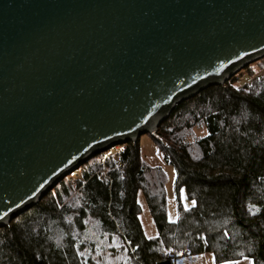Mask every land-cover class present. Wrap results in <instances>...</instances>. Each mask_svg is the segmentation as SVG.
<instances>
[{"label": "water", "instance_id": "1", "mask_svg": "<svg viewBox=\"0 0 264 264\" xmlns=\"http://www.w3.org/2000/svg\"><path fill=\"white\" fill-rule=\"evenodd\" d=\"M264 59V0H0V229Z\"/></svg>", "mask_w": 264, "mask_h": 264}, {"label": "trees", "instance_id": "2", "mask_svg": "<svg viewBox=\"0 0 264 264\" xmlns=\"http://www.w3.org/2000/svg\"><path fill=\"white\" fill-rule=\"evenodd\" d=\"M257 67L264 70V60ZM242 72L178 105L145 135L195 203L179 205L176 222L168 218L167 174L145 163L142 136L98 155L0 229V264H97L81 254L94 247L90 229L119 237L127 264H175L185 252L213 255L216 264H264V79L249 74L242 85ZM140 194L155 239L145 235Z\"/></svg>", "mask_w": 264, "mask_h": 264}, {"label": "rangeland", "instance_id": "3", "mask_svg": "<svg viewBox=\"0 0 264 264\" xmlns=\"http://www.w3.org/2000/svg\"><path fill=\"white\" fill-rule=\"evenodd\" d=\"M251 67L253 68V71L249 74L252 75V77L259 75L264 79V70L257 67V63L252 64ZM249 74H247L246 71H243L241 75H238L242 85L250 82L251 76ZM142 155L145 163L149 166L162 167L165 170L167 174L166 192L168 199V218L170 221L176 222L179 218V205H182L184 209H190L194 206V201L189 199L185 188L178 189L176 187V168L164 160L159 145L147 136L142 140ZM139 203L142 207L140 220L145 235L148 239H155L158 236V230L143 194H140L139 196ZM90 230V232L88 231L89 234L87 232L85 238L90 240L94 247L91 249L92 252L88 249H84V251L81 252L83 256L90 253L97 264H127L126 250L119 237L110 235L98 237L93 231L94 229ZM208 255L215 259L213 255L207 254L206 256Z\"/></svg>", "mask_w": 264, "mask_h": 264}, {"label": "crops", "instance_id": "4", "mask_svg": "<svg viewBox=\"0 0 264 264\" xmlns=\"http://www.w3.org/2000/svg\"><path fill=\"white\" fill-rule=\"evenodd\" d=\"M175 264H216V260L209 255H186L175 260ZM221 264H254L251 259H242L235 262H225Z\"/></svg>", "mask_w": 264, "mask_h": 264}, {"label": "built area", "instance_id": "5", "mask_svg": "<svg viewBox=\"0 0 264 264\" xmlns=\"http://www.w3.org/2000/svg\"><path fill=\"white\" fill-rule=\"evenodd\" d=\"M186 255H189V253L188 252L183 253V256H186Z\"/></svg>", "mask_w": 264, "mask_h": 264}]
</instances>
